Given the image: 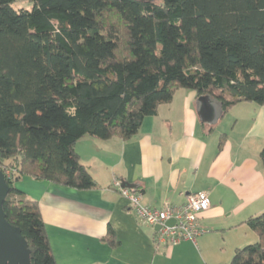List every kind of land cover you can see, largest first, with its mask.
Instances as JSON below:
<instances>
[{"label": "trees", "instance_id": "1", "mask_svg": "<svg viewBox=\"0 0 264 264\" xmlns=\"http://www.w3.org/2000/svg\"><path fill=\"white\" fill-rule=\"evenodd\" d=\"M16 1L0 0V169L32 264L57 262L38 202L17 186L25 176L96 188L77 141L131 139L179 89L222 112L264 106V0ZM246 224L258 241L230 264H264V212Z\"/></svg>", "mask_w": 264, "mask_h": 264}, {"label": "crops", "instance_id": "2", "mask_svg": "<svg viewBox=\"0 0 264 264\" xmlns=\"http://www.w3.org/2000/svg\"><path fill=\"white\" fill-rule=\"evenodd\" d=\"M211 104L215 118L207 123L196 92L179 89L131 139L78 140L92 190L29 176L18 183L39 204L57 264H230L237 249L258 241L246 222L264 212V106L241 102L222 112ZM116 180L136 185L142 203L157 209L207 193L205 234L195 242H157L159 231L137 217Z\"/></svg>", "mask_w": 264, "mask_h": 264}, {"label": "built area", "instance_id": "3", "mask_svg": "<svg viewBox=\"0 0 264 264\" xmlns=\"http://www.w3.org/2000/svg\"><path fill=\"white\" fill-rule=\"evenodd\" d=\"M11 170L7 176L11 177ZM130 203L137 217L144 223L162 229L156 235V241L166 244H179L183 241L195 242L198 237L205 234L202 229L200 216L210 209V199L207 193L190 194L183 205H164L162 208H152L142 203V197L138 193L124 188L118 180L114 183ZM174 221L172 226L166 225Z\"/></svg>", "mask_w": 264, "mask_h": 264}, {"label": "water", "instance_id": "4", "mask_svg": "<svg viewBox=\"0 0 264 264\" xmlns=\"http://www.w3.org/2000/svg\"><path fill=\"white\" fill-rule=\"evenodd\" d=\"M151 1L154 0H143ZM201 104L200 115L204 122L210 123L215 118L214 108L208 96L199 98ZM124 188L135 191L136 185L128 182H123ZM10 193V186L7 183L5 174L0 169V264H32V251L29 248L28 242L23 237L21 230L10 224L4 212V203ZM175 222L170 221L166 225L172 226ZM160 231L162 226L155 227Z\"/></svg>", "mask_w": 264, "mask_h": 264}, {"label": "rangeland", "instance_id": "5", "mask_svg": "<svg viewBox=\"0 0 264 264\" xmlns=\"http://www.w3.org/2000/svg\"><path fill=\"white\" fill-rule=\"evenodd\" d=\"M155 2L157 0H154ZM13 7L16 9V10H20V9H25V10H31L33 8V3L30 2V1H24V0H19V1H16L14 4H13ZM87 147V146H86ZM85 147V148H86ZM87 150V149H86ZM87 152V151H86Z\"/></svg>", "mask_w": 264, "mask_h": 264}]
</instances>
